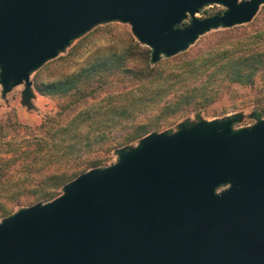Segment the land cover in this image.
Listing matches in <instances>:
<instances>
[{"label":"water","instance_id":"water-1","mask_svg":"<svg viewBox=\"0 0 264 264\" xmlns=\"http://www.w3.org/2000/svg\"><path fill=\"white\" fill-rule=\"evenodd\" d=\"M264 0H0L2 96L94 27L128 24L153 65ZM224 8L199 19L206 6ZM189 19L187 25L184 23ZM180 123L117 150L47 203L0 221V264H264V119Z\"/></svg>","mask_w":264,"mask_h":264},{"label":"trees","instance_id":"trees-1","mask_svg":"<svg viewBox=\"0 0 264 264\" xmlns=\"http://www.w3.org/2000/svg\"><path fill=\"white\" fill-rule=\"evenodd\" d=\"M150 55L131 41L79 74L36 82L58 111L43 117L37 146H0V215L52 201L79 175L107 167L118 149L191 114H218L214 106L231 99L252 103L255 121L264 118V20L178 61L153 65Z\"/></svg>","mask_w":264,"mask_h":264},{"label":"rangeland","instance_id":"rangeland-1","mask_svg":"<svg viewBox=\"0 0 264 264\" xmlns=\"http://www.w3.org/2000/svg\"><path fill=\"white\" fill-rule=\"evenodd\" d=\"M223 11L224 8L211 5L202 8L195 16L199 19H204L214 15H220ZM263 20L264 4L260 6L251 22L234 26L230 29L212 30L200 36L185 52L171 58H163L161 61L167 59L170 61H178L184 59L204 49L209 44L216 42L221 39V37L239 36L240 34L248 33ZM188 22L189 19L184 24L187 25ZM131 41L138 43L132 35L131 28L128 24L114 22L94 27L90 32L73 41L57 58L47 62L40 69L31 74L30 81L32 83L33 97L30 99L29 104L23 102L22 92L24 90V85L13 88L6 96H2V87L0 85V146H8V144L15 146H37L36 142H32L34 135L38 133V131H36L37 127L41 124L45 115L53 114L58 111V101L55 97H46L39 94L35 88L36 82L40 80L49 82L63 79L69 75L79 74L85 69L93 65L95 66L97 63L120 52ZM140 46L150 50L141 44ZM245 102L247 101L243 99H231L224 103L225 105H223L221 109L218 107L219 105L214 106L215 109L212 110H217L214 112L218 114L213 115V113L210 112L207 115L206 113H202L199 117L191 114L179 121V123L171 129L164 131L175 132L177 131L178 125L183 122L197 123L200 120L211 121L223 119L235 114L242 115V120L235 124V129L251 127L256 123L252 117V103L247 102L248 104H246ZM236 106L238 107L234 109ZM220 113L224 114L219 115ZM135 144L136 143L131 146H135ZM116 158L117 156H113L109 165L114 164ZM61 193L62 191L60 194ZM35 204L37 203H27L14 207L5 215H0V221L19 209L28 208Z\"/></svg>","mask_w":264,"mask_h":264}]
</instances>
